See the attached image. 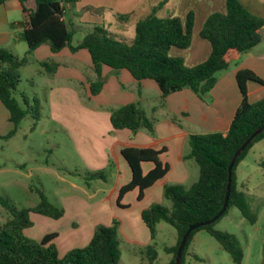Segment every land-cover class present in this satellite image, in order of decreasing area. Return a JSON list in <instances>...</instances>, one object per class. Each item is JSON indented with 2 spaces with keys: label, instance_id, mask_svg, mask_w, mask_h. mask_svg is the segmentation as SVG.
<instances>
[{
  "label": "trees",
  "instance_id": "trees-1",
  "mask_svg": "<svg viewBox=\"0 0 264 264\" xmlns=\"http://www.w3.org/2000/svg\"><path fill=\"white\" fill-rule=\"evenodd\" d=\"M6 0H0V4ZM23 7L25 0H18ZM34 9L29 11L28 22L23 28L22 37L27 45L26 54L17 57L0 48V101L9 112L11 130L3 137L14 135L22 120L28 115L33 119L31 129L39 120V101L17 90L20 84V68L27 62V55L42 43L49 45L52 52L64 47L71 51L87 49L97 80L90 84V92L95 95L101 88V68L108 66L114 70L126 69L137 80L151 79L160 91V105L165 97L184 88H190L198 95L209 91L216 82V73L228 68L229 63L239 54L246 53L261 40V28L264 26V15L258 16L240 0H224L225 12H213L204 21L199 35L210 44L208 57L192 67H185L183 60L170 56L171 48L184 49L190 45L194 13L189 11L185 20L168 15L160 17L156 11L166 0H161L150 12L139 18L134 25V37L129 46L108 37L100 26L88 30L81 41L72 45L77 26L65 20L63 2L75 0H34ZM128 15L119 16V19ZM46 66V63H41ZM236 82L241 100L231 123L225 133L206 132L189 136V152L185 158L193 160L198 167V177L189 186L166 184L163 195L170 206L160 203L151 204L141 212V219L150 232L151 240L155 237L157 222L164 221L177 230L176 243L166 247L171 256L168 264H174L175 252L188 225L205 222L212 218L224 201L228 178V164L235 150L253 130L264 124V97L249 102L247 98L248 81L264 84L256 73L241 69L236 73ZM18 96L19 98H17ZM110 124L113 129L127 128L136 132L140 128L153 132L152 119L143 109L130 102L117 107L110 113ZM264 140V130L258 133L237 156L231 172L230 193L227 208L214 222L193 229L186 240L180 264H185L184 256L194 232L200 228L215 238L221 247L231 256L234 264H240L242 250L235 237L229 233L213 228L229 207H236L250 223L255 222V215L250 211L245 194L237 186L236 167L249 149L256 142ZM164 151L152 148L125 147L121 155L127 162L130 181L120 187L116 198L117 205L125 193L137 189V199H142L146 188L150 187L168 171V164L160 160ZM150 162L153 167L143 173L141 164ZM264 167V165H262ZM90 179L105 180L101 171L88 173ZM39 202L29 208H17L0 195V206L8 213L7 220L0 225V264H117L120 258L118 244V221L111 225H97L93 235L84 247L73 248L62 257L58 255L53 243L55 233L46 234L40 241L27 237L23 230L31 223L28 212L58 219L63 209L52 205L37 190ZM148 261L157 257L155 244L145 246Z\"/></svg>",
  "mask_w": 264,
  "mask_h": 264
},
{
  "label": "crops",
  "instance_id": "crops-1",
  "mask_svg": "<svg viewBox=\"0 0 264 264\" xmlns=\"http://www.w3.org/2000/svg\"><path fill=\"white\" fill-rule=\"evenodd\" d=\"M160 1L63 2V18L77 26L71 44L79 43L84 34L94 26L104 28L105 23L112 18L119 19V16L128 15V18L121 20H130L133 24ZM240 1L253 14L264 15V0ZM24 6L26 11L18 0H6L0 4V48L19 58L27 51L22 31L28 22L29 11L34 9L35 1L25 0ZM161 9H165V16L174 15L182 21L189 11H193L194 23L190 45L184 49L171 48L169 54L182 58L188 67L204 61L210 53V44L200 37L199 31L209 14L225 12L224 0H166L157 9L158 16ZM41 63L47 65L43 66ZM26 64H35L39 67L37 74L41 90L45 92L44 102L47 106L48 119L65 132L85 168L90 172L108 168L112 176L111 182L108 181L110 186L106 189L107 195L104 198L85 202L77 195L60 196L58 206L63 209V215L53 219L34 213L32 219L36 221L37 226L26 227L23 230L24 234L40 241L46 234L55 233L53 243L56 245L58 255L62 257L70 249L88 244L98 223L108 224L116 218L120 221L119 231L126 240L139 246H146L150 244L151 237L141 219L142 210L154 203L166 204L163 195L164 185L189 186L198 177L196 163L185 158L189 152V136L195 133L227 131L241 100L235 77L237 71L249 69L264 80V26L261 28L260 42L248 52L239 54L229 63L227 69L217 72L216 82L209 91L200 96L190 88H184L168 94L162 105L159 103L160 91L153 80L137 81L126 69L114 70L108 66L101 68L100 91L95 95L91 94L90 84L97 80V75L87 49L71 51L69 47H64L52 52L48 44L42 43L27 55V62L23 66ZM32 79L29 83L33 86ZM246 87L249 102L264 97V84L248 81ZM20 92L31 97L25 91ZM38 101L40 104L39 99ZM130 102H136L146 116L152 119L153 132H148L144 128L136 132L127 128H112L111 111ZM11 128L9 112L0 101V138ZM14 135L8 137L7 142ZM125 147L164 149L160 154V160L169 167L162 178L145 189L142 199H137V189H133L123 195L120 200L121 206H118L116 205L118 191L131 177L130 168L121 155V149ZM15 152H18V149H15ZM152 167L153 164L150 162L141 164L143 173H147ZM5 173L31 175L30 169L25 172L24 163L15 161L11 167L4 163L0 165V174ZM58 178L60 181H67L60 175ZM68 183L73 188H79L74 182ZM237 186L239 188L238 183ZM97 191L87 194L88 198L92 199ZM175 243L176 240L169 246Z\"/></svg>",
  "mask_w": 264,
  "mask_h": 264
},
{
  "label": "rangeland",
  "instance_id": "rangeland-1",
  "mask_svg": "<svg viewBox=\"0 0 264 264\" xmlns=\"http://www.w3.org/2000/svg\"><path fill=\"white\" fill-rule=\"evenodd\" d=\"M164 10L159 11L161 17L165 16ZM134 25L135 22L132 24L130 20L112 18L105 23L103 30L108 37L129 46L134 37ZM37 68L39 67L35 64H26L22 67V81L17 90L25 91L31 97L34 95L40 100L37 113L39 120L31 129L33 119L28 115L22 120L20 129L10 141L7 142L5 137L0 138V165L4 163L11 167L14 161L24 163L25 172L30 169L31 175L0 174V195L17 208L25 209L39 202L37 190H40L47 200L57 207L60 196L77 195L85 202L100 200L107 195L106 189L110 186L108 181L111 182V171L108 168L100 170L105 180L90 179L88 175L90 170L85 168L74 152L68 136L48 119L47 106L44 102L45 92L41 90ZM31 79L33 86L29 83ZM15 149H18V152L14 153ZM262 165H264V140L254 143L246 157L236 167L237 183L245 194L250 211L255 215V222L250 223L236 207H229L213 224L214 229L235 237L242 250L240 264H264V167ZM59 175L67 181H60ZM68 182L76 183L79 188H73ZM96 190L98 191L93 198H88L87 194H93ZM164 206L169 207V201L166 200ZM33 215V212H28L30 227L37 226L36 221L32 219ZM8 217V213L0 206V225ZM113 220L118 221L117 239L120 258L117 264H168L171 255L165 249L177 238V230L173 226L164 221L157 222L155 237L150 242L155 244L157 257L153 262H149L145 246L126 240L119 231L120 221L116 218ZM111 222L97 225L109 226ZM184 262L185 264H234L231 256L220 243L203 228L196 230L192 235Z\"/></svg>",
  "mask_w": 264,
  "mask_h": 264
},
{
  "label": "water",
  "instance_id": "water-1",
  "mask_svg": "<svg viewBox=\"0 0 264 264\" xmlns=\"http://www.w3.org/2000/svg\"><path fill=\"white\" fill-rule=\"evenodd\" d=\"M262 130H264V124H262L261 126H259L258 128H256L255 130H253L251 132V134L242 142V144L235 150V152L233 153L230 162L228 164V178H227V184H226V191H225V197H224V201L223 204L221 206V209L209 220L205 221V222H197V223H192L190 225H188V227L186 228L185 232L183 233L181 240L178 244L177 250L175 252V257H174V264H180L181 262V257H182V251L184 249L187 237L189 235V233L202 225L205 224H209L214 222L216 219H218L225 211V209L227 208V204H228V198H229V193H230V184H231V172H232V167L233 164L237 158V156L245 149V147L249 144V142L258 134L260 133Z\"/></svg>",
  "mask_w": 264,
  "mask_h": 264
}]
</instances>
